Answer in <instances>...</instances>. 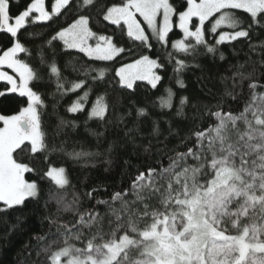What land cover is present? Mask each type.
<instances>
[{"label":"snow or ice","instance_id":"6c2138e0","mask_svg":"<svg viewBox=\"0 0 264 264\" xmlns=\"http://www.w3.org/2000/svg\"><path fill=\"white\" fill-rule=\"evenodd\" d=\"M18 3L0 0V99L21 98L0 113V213L39 222L18 264H264V0ZM49 151L101 175L37 172Z\"/></svg>","mask_w":264,"mask_h":264},{"label":"trees","instance_id":"16d2710c","mask_svg":"<svg viewBox=\"0 0 264 264\" xmlns=\"http://www.w3.org/2000/svg\"><path fill=\"white\" fill-rule=\"evenodd\" d=\"M27 0H19L18 4H13L12 12L13 14L16 13L19 9H23ZM48 26L43 24H36V25H29L25 30H23L20 34L21 39L23 40L24 37L28 33H43L48 31ZM179 37L178 32H174L171 34V40ZM9 36L5 33H0V46H4L8 44ZM264 42V32H259V34L254 33L252 38V43L260 44ZM247 42H241L236 44V48L239 49L242 46L245 47V51H247L246 47ZM169 51L173 52V54L177 58H185L186 54L177 53L175 50L171 49L169 45ZM243 55V53H241ZM69 58L62 56L60 58V63L63 66L65 61ZM189 64L192 63L191 60L188 61ZM202 63L205 65L208 64L207 60H203ZM172 69L169 68L168 72L164 73V80L162 84L159 86L157 90H151L144 82H139V86L136 89L135 99L142 105L145 98H158L161 94L162 89L169 83L168 77L171 74ZM69 78H71V72L67 74ZM200 75V71L197 69L189 68L185 71L184 76L189 85L188 94L195 96L197 94L196 83L194 82L195 76ZM54 83L50 86L48 84H41L39 88L44 90L45 92L54 91ZM82 94V93H81ZM100 95H104L103 92L99 93ZM95 95L93 94V100L95 99ZM20 99L16 96H9L4 99H0V113H14L17 110V106L20 103ZM47 99V97H46ZM71 100L76 99L75 96L70 97ZM65 106H67V101L65 102ZM50 110V109H49ZM83 119V116L80 117ZM83 138V130L73 137V140H80ZM92 141L89 139L83 145V150L88 151L92 150L91 146ZM172 145L170 144L169 147ZM77 151H80L81 148L79 146L76 147ZM32 165L36 168L37 172H46L49 167H66L67 172L71 178L72 184H77L81 180V178L85 174H90L92 177H97L101 175L99 170L91 169L90 167H81L85 163V161H80L79 163H67L63 156L53 153L49 151L48 153L42 155H36L35 158L31 161ZM29 180L39 179V176L31 174L27 177ZM69 194L71 193L72 189H68ZM31 207V205H30ZM26 215H32L26 210ZM19 213L15 211H9L8 213H0V264H18L17 257L19 256L21 261L29 258V252H31V259H35V250L30 249L29 251H24L22 253V249L29 243V238L35 235L34 230L39 229V222L36 218L24 220L22 223L18 224L17 217ZM22 253V254H21Z\"/></svg>","mask_w":264,"mask_h":264},{"label":"rangeland","instance_id":"374dc122","mask_svg":"<svg viewBox=\"0 0 264 264\" xmlns=\"http://www.w3.org/2000/svg\"><path fill=\"white\" fill-rule=\"evenodd\" d=\"M176 39H177V38H175V39L172 40V41H175ZM172 41H171V42H172ZM171 42H170V43H171ZM53 167H54V166H51V167H49V168H53ZM55 168H59V167H55Z\"/></svg>","mask_w":264,"mask_h":264}]
</instances>
